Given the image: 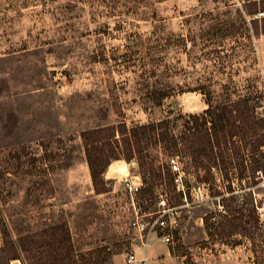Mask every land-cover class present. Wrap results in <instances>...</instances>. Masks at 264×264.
Returning <instances> with one entry per match:
<instances>
[{"label":"rangeland","instance_id":"1","mask_svg":"<svg viewBox=\"0 0 264 264\" xmlns=\"http://www.w3.org/2000/svg\"><path fill=\"white\" fill-rule=\"evenodd\" d=\"M239 2L0 0V231L9 224L18 240L66 223L77 255L95 251L91 264H122L137 250L120 173L127 165L147 183L137 195L144 213L157 211L158 194L178 207L171 157L150 139L151 170L142 174L135 159L112 161L104 173L110 191L98 197L81 134L168 119L179 136L188 116L208 108L205 94L213 106L235 103L264 118L256 48L264 26L251 24ZM235 131L227 178L211 170L204 191L188 194L176 228H154L138 255L153 264H264V145L251 156ZM178 157L186 188L206 180L188 154Z\"/></svg>","mask_w":264,"mask_h":264},{"label":"trees","instance_id":"2","mask_svg":"<svg viewBox=\"0 0 264 264\" xmlns=\"http://www.w3.org/2000/svg\"><path fill=\"white\" fill-rule=\"evenodd\" d=\"M258 6L262 10L258 11ZM244 12L249 17L258 12H264V0L244 4ZM260 21L264 26V18ZM250 23H258V20H250ZM256 32L258 35L257 27ZM260 32L264 34V29ZM205 96L208 99L206 102L208 108L200 115L188 116L189 121L179 136L174 133V127L170 125L171 122L168 119L131 128L122 123L116 129L108 127L84 131L81 139L94 193L100 195L110 191L104 173L112 161L123 158L129 162L135 159L142 174L151 170L145 166L147 141L150 139L160 143L169 157L179 156L180 151L188 154L196 172L200 168L207 172L206 180L198 181L204 183H208L207 180L212 178L210 172L214 168H219L227 178L228 164L232 160L228 143L236 134V129H239L244 148L251 156L263 147L264 118L255 116L253 110L243 114L235 103L213 106L210 95L205 94ZM115 133L119 134L120 140L114 139ZM204 161L207 162L204 163ZM151 165L155 167L154 162ZM158 173L160 176L161 172ZM146 184L144 181L143 185L146 186ZM233 192L229 186L228 193L233 194ZM178 196L180 199V193ZM233 199L234 197L230 196L228 201H233ZM225 212L233 215L228 208ZM2 234L4 245L3 251H0L2 252L0 264L3 261L19 259V253L10 233L4 230ZM17 243L24 254L26 264H79V261L91 264V260L87 257L95 253L93 250L78 253L80 255L75 253L66 223H59L39 232L20 236ZM43 254L49 255L50 260L42 261L40 257ZM100 264L105 263L102 261Z\"/></svg>","mask_w":264,"mask_h":264},{"label":"built area","instance_id":"3","mask_svg":"<svg viewBox=\"0 0 264 264\" xmlns=\"http://www.w3.org/2000/svg\"><path fill=\"white\" fill-rule=\"evenodd\" d=\"M258 2L261 0H241L239 5H244L246 3L251 2ZM264 18V12H258L251 17L248 18L250 20H258ZM168 165L174 169V177L176 182V189L177 192L180 193V204L178 207H170L168 204V200L165 195L158 194L156 197V205L157 211L152 214H146L140 208L137 195L144 187L141 177L132 172L131 168L127 165L124 169H126L127 173L125 175L120 173V178L122 183L124 184V189L128 193L130 199V206H131V222L130 226L135 231L138 236L139 246L142 251L147 252L149 245H148V238L153 233L154 228L159 229L160 231H172L177 226L178 220V211L179 209H184L189 206L188 202V194L204 191L206 183L204 182H197L195 185L189 186L186 188L184 184V171L183 167L179 162V157H171L168 159ZM133 166V165H131ZM186 188V189H185ZM187 190V191H186ZM150 218L151 222H145L144 218ZM155 217V218H153ZM3 234L0 231V249L3 246ZM162 240L167 243L170 240L168 235H163ZM137 250H130L127 251L124 255V264H153L152 261L147 257V255L140 256L136 252Z\"/></svg>","mask_w":264,"mask_h":264},{"label":"crops","instance_id":"4","mask_svg":"<svg viewBox=\"0 0 264 264\" xmlns=\"http://www.w3.org/2000/svg\"><path fill=\"white\" fill-rule=\"evenodd\" d=\"M256 48H257V51L260 53V61H262V60L264 61V35L263 34L260 35L259 38H257V40H256ZM100 196H102V195H98V197H100ZM8 229L10 230L9 231L10 235H11V237H12V239H13L15 245H16V249H17V251L19 253V259L9 260L8 262L7 261H3L1 264H26V260H25L24 254L22 253V251L19 248L18 243H17L18 242V240H17L18 237L16 238V235L13 232V230L10 228L9 224H8ZM70 236H72L71 231H70ZM150 236H149V238H150ZM19 237H20V235H19ZM149 238H148V240H149ZM127 239H129V238H127ZM139 249H140V246H138L137 250H139ZM88 250H91V248L90 247H86L82 251H88ZM107 250H109V249H107ZM2 251H3V249H2ZM1 253L2 252H0V255H1ZM122 264H124V258L122 260Z\"/></svg>","mask_w":264,"mask_h":264}]
</instances>
